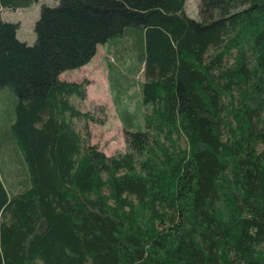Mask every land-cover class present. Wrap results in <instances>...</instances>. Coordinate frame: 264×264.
Here are the masks:
<instances>
[{"label": "trees", "instance_id": "obj_1", "mask_svg": "<svg viewBox=\"0 0 264 264\" xmlns=\"http://www.w3.org/2000/svg\"><path fill=\"white\" fill-rule=\"evenodd\" d=\"M57 1L30 45L2 10L40 0H0V264H264V0ZM128 36L140 107L138 68L109 66L107 156L70 101L89 82L61 75Z\"/></svg>", "mask_w": 264, "mask_h": 264}, {"label": "rangeland", "instance_id": "obj_2", "mask_svg": "<svg viewBox=\"0 0 264 264\" xmlns=\"http://www.w3.org/2000/svg\"><path fill=\"white\" fill-rule=\"evenodd\" d=\"M43 4L56 6L57 0H40L31 7L21 8L18 10H3L2 17L4 20L19 24V37L26 40L32 45L36 40L34 31L35 22L40 15V8ZM200 0H186V13L195 20L200 19L199 15ZM131 38L128 36L121 40V43L115 46L110 44L100 45L97 55L84 68L66 72L63 76L65 80H86L87 97L84 100L73 96L70 98L71 103L82 112H89L97 119V122L88 124L89 140L87 143L98 145L107 156L123 153L126 149V136L121 120L117 114V106L114 103L116 92H113L109 83V66H114L123 72L138 68L130 73V81L133 85L128 89L126 96L120 99L122 107L134 111L140 107L139 85L144 81L143 64L140 58H137L134 51L129 48ZM125 50L124 58L120 53ZM128 74V73H127ZM129 76V75H128ZM2 92V91H1ZM5 97V90L1 93ZM145 108L139 109L142 113ZM75 126L82 130L84 139L87 135L84 131L83 122L74 121ZM86 143V142H85ZM1 133H0V169L4 172L5 151L1 152ZM10 155V154H9Z\"/></svg>", "mask_w": 264, "mask_h": 264}, {"label": "crops", "instance_id": "obj_3", "mask_svg": "<svg viewBox=\"0 0 264 264\" xmlns=\"http://www.w3.org/2000/svg\"><path fill=\"white\" fill-rule=\"evenodd\" d=\"M5 10H7V9H5ZM2 13H3V10H2ZM18 33H19V29H18V32H17V36L19 37V35H18ZM20 38V37H19ZM21 39V38H20ZM22 41H26V40H24V39H21ZM27 42V41H26ZM28 43V42H27ZM88 65V64H87ZM87 65H85L84 67H86ZM84 67H82V68H84ZM82 68H79V69H77V70H80V69H82ZM66 73V72H65ZM65 73H63L62 75H61V78L63 79V80H65L63 77V75L65 74ZM67 81H78V80H68L67 79Z\"/></svg>", "mask_w": 264, "mask_h": 264}, {"label": "bare ground", "instance_id": "obj_4", "mask_svg": "<svg viewBox=\"0 0 264 264\" xmlns=\"http://www.w3.org/2000/svg\"><path fill=\"white\" fill-rule=\"evenodd\" d=\"M2 117V116H1ZM10 120V119H9ZM4 141V140H3ZM4 144V143H3Z\"/></svg>", "mask_w": 264, "mask_h": 264}]
</instances>
